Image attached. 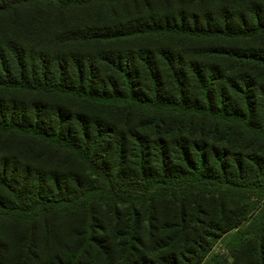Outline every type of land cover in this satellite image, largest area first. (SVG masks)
Wrapping results in <instances>:
<instances>
[{"label":"trees","instance_id":"1","mask_svg":"<svg viewBox=\"0 0 264 264\" xmlns=\"http://www.w3.org/2000/svg\"><path fill=\"white\" fill-rule=\"evenodd\" d=\"M41 1L22 0L25 8ZM46 1L63 16L95 5L114 8L125 0ZM14 9L2 13L0 5V15L9 17ZM252 17L250 22L244 15L234 24L230 11L220 26L152 24L123 35L207 41L212 47L204 56L226 69L148 50L142 57L59 56L54 63L44 52L36 57L29 52L35 64L28 68V46L16 41L9 52L15 60L14 74L0 55V89L40 101L18 112L0 108V138L10 140L12 147L9 157L0 159V228L19 226L25 233L22 258L14 264L32 263L39 245L42 252L48 246L54 252L46 264H85L94 252L104 264H181L179 259L194 246L199 252L184 264H201L210 249L205 237L216 241L221 233L238 228L256 210L255 202L262 204L254 212L259 219L255 237L237 241L232 253L244 258L255 243L253 262L264 264V48L213 46L264 40V12ZM48 20L40 14L29 35L41 33ZM79 40L98 43L103 37L90 32ZM100 69L117 76L120 87L111 85L110 90L99 78ZM42 97L110 109L115 117L103 121L92 113L71 115L68 105L47 104ZM16 140L40 147L54 169L25 164ZM19 152L23 155L17 156ZM63 158L78 170L68 171ZM167 201L176 205L170 229L154 236L158 209ZM246 204L251 205L249 212L241 208L225 219L232 214L229 206ZM100 207L117 212L113 226ZM210 211H216L221 222L212 221ZM76 215L83 217V225L78 234L82 239L74 247L59 250L57 240L49 245L39 237L56 236L57 218ZM151 239L153 249L148 246ZM173 250L178 254L167 253ZM5 260L0 255V264Z\"/></svg>","mask_w":264,"mask_h":264},{"label":"rangeland","instance_id":"2","mask_svg":"<svg viewBox=\"0 0 264 264\" xmlns=\"http://www.w3.org/2000/svg\"><path fill=\"white\" fill-rule=\"evenodd\" d=\"M0 5L4 9L2 13H7L10 9L17 7L16 11L9 17H6L4 14L0 15V55H4L6 61L4 64L14 74H16L15 60L9 52L10 47L17 44L16 41H23L25 46H28V68H31L35 64V61L30 59L29 52L30 55H34L35 57L40 52H44L49 56L51 63H54L59 56H64L67 60L73 59L74 56H78L79 54L83 57L92 56L96 58L100 54L119 55L132 53L136 57H142L143 53L148 50L155 55H165L167 52H173L183 56V59L187 63L196 60L201 65H216L226 69V66L219 63L215 64L208 57L204 56V50L212 47V44H209L207 41L193 43L179 38L154 37L151 39H141L123 38V35H125L124 33L137 29L139 26L143 27L152 24L171 26L187 23L194 24L196 27H203L207 24L220 26L223 25L222 23L226 16L230 14V11L235 16V20L232 21L234 24L240 21L244 15L252 22V14L254 12H264V0H244L242 3H240V0H223V4H216V0H125L114 8L95 5L80 10L65 12L63 16L48 4L46 0L40 3L38 2L34 7H29L28 5L27 8L24 7L22 0H5ZM40 14H42V17L46 15L49 18L47 22L50 23L47 24L46 28H43L41 33L29 35V32L32 30L31 23L38 21ZM13 15L15 16L13 17ZM62 17L65 18L63 23L61 22ZM90 32H99L103 37V41L98 43L89 41L90 43H87V41L79 40V38L90 34ZM118 34H121L120 37ZM218 45H231L232 47L238 46L246 49L253 47L264 48V40H254L248 43L226 42L213 44V46ZM29 47L31 49L30 51ZM99 71V78L106 85H110V90H113L111 85L116 88L120 87L121 83L117 76H112L106 69H100ZM137 72L141 73L140 66H138ZM0 76H2L1 69ZM42 99L44 100L41 101H46L47 104L68 105L71 115L80 114V112L92 113L98 120L103 121H109L108 116L115 117V111L110 109H94L88 105L79 107L77 104L70 103V100H65V103H61L62 99L58 98L42 97ZM38 100L36 97L30 95H16L15 93L0 89V108L7 109L5 112L13 111V109L18 112L28 105L33 107L40 102ZM7 140L5 137L0 138V159L8 158L11 152V141ZM16 141L17 147L22 148L23 154H25L23 157L25 164L43 168L48 172L54 169V165L49 164L50 158L47 156V153L43 150L41 151L40 147L33 149L31 144H23L20 140ZM27 152H31V154ZM20 154L21 152L17 156L23 155ZM62 162L63 167L68 171L78 170L77 166L67 162L64 158ZM0 193L2 194L3 191L0 190ZM255 204H257V208L254 212L258 211L262 206L261 203L255 202ZM174 207L176 205L173 206L171 201H167L159 207V223L154 222L155 226L159 227V229L157 232H153L154 236H157L159 233L163 236L170 229L168 224L172 223V212H175ZM245 207H247L246 211L249 212L251 205L229 206V208H232V214L226 215L225 219L236 216L237 213H240L241 208L244 210ZM100 208L102 210H99L103 212V215L106 214L105 216L107 218H112L110 224L113 226L114 213L116 214L117 212L110 207ZM254 212L250 213L251 215H249L247 220L243 221L232 232L226 234L221 233V235L219 233L216 234L217 236L220 235L216 241L212 240V238L205 237L208 242L207 244L210 245V249L205 254L201 264H254L252 252L256 250L257 246L255 243L251 244V249L245 251L244 254L247 256L244 258L241 254L236 257L232 253V248L236 246L237 241L241 239L251 240L255 237V228L259 223V219L255 220ZM211 219L218 223L221 222V218L216 211L211 213ZM82 225L83 217L79 215L67 219L58 217L53 225L56 236H52L49 233L48 236H41L40 234L39 237H43L45 239L44 242L46 243L48 241L49 245L54 240H57V249L59 250L66 245L74 247L82 239L81 236H78L81 232ZM108 230L109 233H112L110 228ZM0 234L3 237L2 240L0 239V255L6 257L4 263L14 264L18 262L23 255L21 248L25 239L24 229L19 226L12 228L2 225ZM189 236L192 237L193 233H189ZM153 241L152 239L149 240L148 246L150 249L155 247ZM198 249V246H194L192 250L184 253V258L179 259L180 263L184 264L186 261H193L195 259L194 253L199 252ZM174 252L176 251L173 250L167 253ZM53 253L50 246L46 248V251L42 252L39 245L37 246L38 257L30 264H46L51 260L50 258L54 255ZM176 254L178 253L176 252ZM90 256L85 264L105 263L103 257H100L97 252L92 253Z\"/></svg>","mask_w":264,"mask_h":264}]
</instances>
